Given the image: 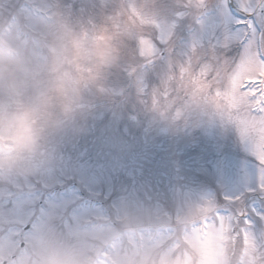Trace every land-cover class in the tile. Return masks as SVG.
Returning <instances> with one entry per match:
<instances>
[{"label":"rangeland","instance_id":"1","mask_svg":"<svg viewBox=\"0 0 264 264\" xmlns=\"http://www.w3.org/2000/svg\"><path fill=\"white\" fill-rule=\"evenodd\" d=\"M229 14L225 0H0L5 264H246L227 224L185 234L197 205L264 174L238 134L264 130V81L241 86L264 64L255 33L235 47ZM143 210L180 213L163 243L147 216L114 223Z\"/></svg>","mask_w":264,"mask_h":264},{"label":"snow or ice","instance_id":"2","mask_svg":"<svg viewBox=\"0 0 264 264\" xmlns=\"http://www.w3.org/2000/svg\"><path fill=\"white\" fill-rule=\"evenodd\" d=\"M21 7H27L26 3H22ZM69 8L75 7V5H67ZM241 7V6H240ZM241 11L251 14L253 11L249 6L241 7ZM237 23H245L247 27L255 32L254 25L251 21H237ZM169 36L159 35L154 43L153 55L156 51H160L161 56L164 54L163 49L158 45H166L168 43ZM256 59L259 63L264 64V51H256ZM156 64L155 59H152L150 63L144 64V69H149ZM145 75V74H144ZM144 75L141 78V85L147 89V85L144 83ZM259 81H249L244 85V91L249 89H257ZM259 95V92H256ZM255 99V96L253 97ZM253 120H259L264 125V105L253 108L251 110ZM238 134L241 139H247L252 145V154L256 158L258 164L264 169V130H257L254 127H249L247 124H243L238 130ZM246 197H253L264 200V174L259 177V182L255 187L246 188L241 194L221 195L219 199H207L202 205H197V208L205 212L200 219H196L191 224L190 228L185 229V234L189 231L198 232L208 226L222 227L227 224L228 228L234 233L238 234L242 238L245 245L244 256L246 257V264H264V243L258 244L257 240L252 232L255 225V221L258 220L262 226H264V212H258L255 204L250 208L247 206ZM147 216L154 221L157 228L156 231L160 236V242L163 243L168 239L169 234L173 231L171 225L174 219L180 217V213L176 215H169L167 213L150 212L143 210L134 215L117 216L115 218L116 224H133L138 223L143 217ZM251 217H255L253 220ZM264 235V233H262ZM9 261L14 260L12 253L8 256ZM0 264H5L3 256H0Z\"/></svg>","mask_w":264,"mask_h":264},{"label":"flooded vegetation","instance_id":"3","mask_svg":"<svg viewBox=\"0 0 264 264\" xmlns=\"http://www.w3.org/2000/svg\"><path fill=\"white\" fill-rule=\"evenodd\" d=\"M231 2L243 14L246 21L252 22L255 32L258 31L260 36H262L264 47V0H231ZM240 6H249L253 11L251 14L241 11ZM231 18L233 17L231 16ZM236 29H238V31L246 29L249 34H253V31L247 27V24L246 26H237Z\"/></svg>","mask_w":264,"mask_h":264}]
</instances>
